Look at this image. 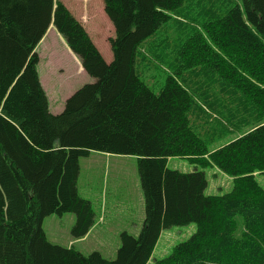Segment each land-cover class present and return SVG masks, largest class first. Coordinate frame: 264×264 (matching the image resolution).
<instances>
[{"label":"trees","instance_id":"1","mask_svg":"<svg viewBox=\"0 0 264 264\" xmlns=\"http://www.w3.org/2000/svg\"><path fill=\"white\" fill-rule=\"evenodd\" d=\"M104 2L119 27L111 62L61 0H0V264H147L164 229L192 222L155 264H264V0ZM51 24L95 78L58 113L37 67ZM145 61L167 72L160 92ZM94 150L138 158L145 218L138 235L121 231L114 259L53 243L43 227L69 212L76 238L96 224L78 189ZM173 156L202 169H171ZM209 166L233 177L230 192L206 194Z\"/></svg>","mask_w":264,"mask_h":264},{"label":"rangeland","instance_id":"2","mask_svg":"<svg viewBox=\"0 0 264 264\" xmlns=\"http://www.w3.org/2000/svg\"><path fill=\"white\" fill-rule=\"evenodd\" d=\"M61 1L74 15L81 17L85 22L87 20L104 22L100 20V18L104 20L102 9L103 4L105 7V2L103 0ZM107 29L112 36L119 33L118 26H108ZM92 33L101 51L108 57L107 54L112 51V48L109 42L105 48V36H101L103 31ZM38 52L41 59L37 67L50 99V110L54 113L61 112L68 96L85 83L95 79L87 72L81 74L78 71L73 53L55 27L49 32L45 41L41 42ZM140 73L155 92H160L166 82L167 72L158 65L144 62L140 66ZM232 138L233 136H230L215 143H213L214 139H211L208 141L209 148L213 150ZM80 164L78 189L81 196L92 201L96 213V226L93 232L84 241L76 240L72 233L76 215L71 212L46 216L43 222L44 230L53 243L70 246L72 242H76L75 246L85 254L99 251L106 258L114 259L121 246V231L126 230L138 235L141 228L138 229L142 227L143 218H145V201L138 172V158L135 155L94 150L88 156L81 157ZM168 167L182 172H191L196 168L202 169L200 165L191 162L188 158L178 156L168 159ZM204 170L208 179L206 194L222 195L233 189L232 176L216 166H209ZM257 177L264 186V173H259ZM100 216L105 219H101ZM196 230L195 222L164 229L149 264H155L156 259L170 255L177 244L189 239Z\"/></svg>","mask_w":264,"mask_h":264},{"label":"crops","instance_id":"3","mask_svg":"<svg viewBox=\"0 0 264 264\" xmlns=\"http://www.w3.org/2000/svg\"><path fill=\"white\" fill-rule=\"evenodd\" d=\"M100 20L101 21H104L102 18H100ZM85 24H88L89 26H87V28H88V30L90 31V27H93V25H98V22H90L89 20H87L86 22L85 21H83ZM100 26H97V28H99ZM101 27H103V26H101ZM108 27V26H107ZM109 36L107 35L106 36V38H108ZM95 40V39H94ZM96 42V44L98 45V43H97V41H95ZM108 45V43H107V41H105L104 42V46H105V48H106V46ZM99 46V45H98ZM99 48H100V46H99ZM100 50H101V48H100ZM103 53V52H102ZM103 55H104V57H105V59L108 61V62H110V61H112L113 60V53H112V51H110V52H108V57L103 53ZM75 58V57H74ZM75 60L77 61V65H78V71L79 72H81V74H84L85 72H84V70H83V66L81 65V63L75 58ZM109 155V154H108ZM101 218V217H100ZM101 219H103V218H101ZM143 220H144V218H143ZM94 228H95V225H94V227L91 229V231L85 236V237H88L92 232H93V230H94ZM140 228L141 227H139V229L138 230H140ZM163 233V232H162ZM162 235V234H161ZM84 237V238H85ZM84 238H79V239H76V240H82V241H84L85 239ZM160 240V239H159ZM159 242V241H158ZM73 243V242H72ZM71 243V244H72ZM158 244V243H157ZM74 245H76V242L74 243ZM151 262V260L147 263V264H149Z\"/></svg>","mask_w":264,"mask_h":264},{"label":"bare ground","instance_id":"4","mask_svg":"<svg viewBox=\"0 0 264 264\" xmlns=\"http://www.w3.org/2000/svg\"><path fill=\"white\" fill-rule=\"evenodd\" d=\"M142 46V45H141ZM136 55V54H135ZM139 56V55H138ZM137 59V58H136ZM153 61V60H152ZM159 62V61H158ZM135 63H136V61H135ZM145 63H146V61H145ZM154 63V62H153ZM142 64V63H141ZM155 65V64H154ZM159 65V64H158ZM135 66V65H134ZM138 66V65H137ZM149 66H150V64H149ZM136 67V66H135ZM135 70V69H134ZM140 71V70H139ZM137 74V73H136ZM144 75V74H143ZM141 77V76H140ZM187 86V85H186ZM195 86V85H194ZM197 103V102H196ZM204 121V120H203ZM192 122V121H191ZM199 131V130H198Z\"/></svg>","mask_w":264,"mask_h":264}]
</instances>
